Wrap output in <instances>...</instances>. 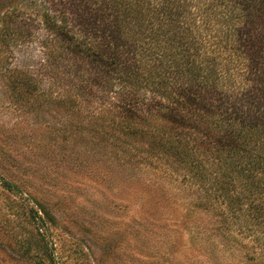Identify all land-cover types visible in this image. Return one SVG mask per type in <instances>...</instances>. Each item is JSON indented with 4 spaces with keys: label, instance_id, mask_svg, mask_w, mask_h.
Wrapping results in <instances>:
<instances>
[{
    "label": "rangeland",
    "instance_id": "obj_1",
    "mask_svg": "<svg viewBox=\"0 0 264 264\" xmlns=\"http://www.w3.org/2000/svg\"><path fill=\"white\" fill-rule=\"evenodd\" d=\"M49 1L0 0V264H264L222 234L221 200L198 208L205 170L165 149L203 142L159 105L128 110V82L95 84L105 66L48 28Z\"/></svg>",
    "mask_w": 264,
    "mask_h": 264
},
{
    "label": "trees",
    "instance_id": "obj_2",
    "mask_svg": "<svg viewBox=\"0 0 264 264\" xmlns=\"http://www.w3.org/2000/svg\"><path fill=\"white\" fill-rule=\"evenodd\" d=\"M49 4L47 26L64 35L68 51L94 68V63L105 66L97 73L86 69L95 84L105 86L114 76L128 82L131 88L123 98L128 110L159 105L164 108L159 114L175 133L187 128L186 133L203 142H197L196 153L202 150L204 157L173 142L165 149L183 153L184 165L205 170L209 185L198 208L213 211V200H221L217 214L224 219L222 234L236 241L235 232L245 233L263 258L264 0ZM55 64L61 66L57 60ZM79 67L69 71L77 73ZM142 89L160 97L143 98L136 93Z\"/></svg>",
    "mask_w": 264,
    "mask_h": 264
}]
</instances>
